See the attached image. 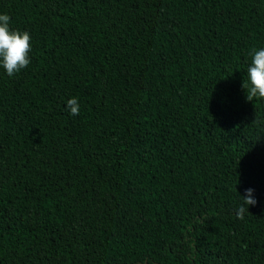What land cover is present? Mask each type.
Returning <instances> with one entry per match:
<instances>
[{"label":"trees","instance_id":"16d2710c","mask_svg":"<svg viewBox=\"0 0 264 264\" xmlns=\"http://www.w3.org/2000/svg\"><path fill=\"white\" fill-rule=\"evenodd\" d=\"M4 13L32 49L0 67V264H264V99L242 87L264 0Z\"/></svg>","mask_w":264,"mask_h":264},{"label":"clouds","instance_id":"9594fccd","mask_svg":"<svg viewBox=\"0 0 264 264\" xmlns=\"http://www.w3.org/2000/svg\"><path fill=\"white\" fill-rule=\"evenodd\" d=\"M10 16L6 13L0 14V67L9 76H14L30 64L29 53L32 49L31 35L28 31L13 30L10 27ZM250 66L247 68L248 84L243 82L246 99H264V48L252 49L249 53ZM247 89V90H246ZM71 115H79V101L76 97L69 98L66 103ZM247 195L243 196L244 205H255L257 201L252 198V189L245 190ZM241 205L236 210L238 219H244V213L248 211Z\"/></svg>","mask_w":264,"mask_h":264}]
</instances>
